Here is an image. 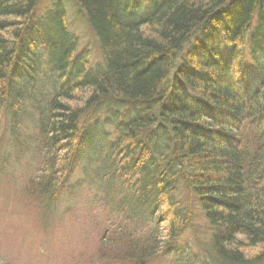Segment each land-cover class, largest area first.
<instances>
[{
    "label": "trees",
    "instance_id": "obj_1",
    "mask_svg": "<svg viewBox=\"0 0 264 264\" xmlns=\"http://www.w3.org/2000/svg\"><path fill=\"white\" fill-rule=\"evenodd\" d=\"M38 3L0 0V128L39 119L44 165L24 194L51 201L49 181L89 150L99 202L121 215L102 262L177 255L195 207L214 262L264 264V0H76L100 41L94 64L76 54L63 4L36 21ZM103 103L112 110L86 124Z\"/></svg>",
    "mask_w": 264,
    "mask_h": 264
},
{
    "label": "rangeland",
    "instance_id": "obj_2",
    "mask_svg": "<svg viewBox=\"0 0 264 264\" xmlns=\"http://www.w3.org/2000/svg\"><path fill=\"white\" fill-rule=\"evenodd\" d=\"M59 3L63 4L68 32L76 39V54H84L91 64L100 61V41L76 0H59ZM52 5L53 0H39L34 11L36 21L48 13ZM247 59L250 60L249 56ZM45 65L42 76L49 68L46 61ZM109 110L112 108L105 103L97 105L86 124L96 123ZM37 113L36 110L23 114L17 129L19 135L8 132L9 118H4L1 124L7 131L0 128V264H118L102 262L98 257L102 234L121 215H108L99 202L105 191L101 183L95 185L91 181V171L96 168L93 157L86 154L89 150L78 156L66 179L60 176L49 181L60 187L51 201L47 198L48 192L46 197L39 198L40 203L24 194L27 180L35 178L44 165L37 141ZM180 192L179 195L184 193ZM178 199L183 207L190 201L185 193ZM191 208L192 225L189 224L178 239L174 248L177 255L167 253L149 264H218L209 247L211 231L199 209Z\"/></svg>",
    "mask_w": 264,
    "mask_h": 264
}]
</instances>
